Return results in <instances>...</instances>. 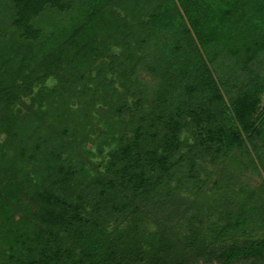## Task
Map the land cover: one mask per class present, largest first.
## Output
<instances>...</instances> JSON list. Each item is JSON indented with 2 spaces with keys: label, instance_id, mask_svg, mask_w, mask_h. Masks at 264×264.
Instances as JSON below:
<instances>
[{
  "label": "trees",
  "instance_id": "16d2710c",
  "mask_svg": "<svg viewBox=\"0 0 264 264\" xmlns=\"http://www.w3.org/2000/svg\"><path fill=\"white\" fill-rule=\"evenodd\" d=\"M0 264H264V0H0Z\"/></svg>",
  "mask_w": 264,
  "mask_h": 264
},
{
  "label": "rangeland",
  "instance_id": "374dc122",
  "mask_svg": "<svg viewBox=\"0 0 264 264\" xmlns=\"http://www.w3.org/2000/svg\"><path fill=\"white\" fill-rule=\"evenodd\" d=\"M3 12H4L5 14H7V13H8V10H6V8L4 7V8H3ZM5 16H7V15H4V17H5Z\"/></svg>",
  "mask_w": 264,
  "mask_h": 264
}]
</instances>
